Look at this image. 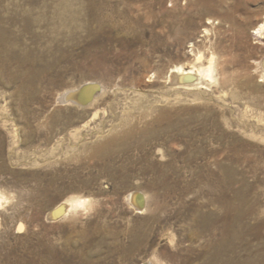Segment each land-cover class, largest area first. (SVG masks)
<instances>
[{"label":"rangeland","instance_id":"1","mask_svg":"<svg viewBox=\"0 0 264 264\" xmlns=\"http://www.w3.org/2000/svg\"><path fill=\"white\" fill-rule=\"evenodd\" d=\"M106 1L119 14L117 22L134 32L115 29L85 39L77 28L74 35L81 39L72 55L50 71L54 83L42 84L25 104L18 82L26 64L13 61L12 84L0 80V116L8 120L7 127L0 122V264H87L90 257H104L111 241L95 224L125 228L143 219L151 229L149 245L131 262L115 254L113 264H181L182 258L202 252L204 244L188 237L193 209L218 211L216 197L227 179L226 198L241 192L244 203L264 218V32L256 29L264 18V0H209L216 9L212 15H200L199 5L181 0V11L173 7L176 19L196 18L188 34L175 27L172 33L161 15L148 26L129 24L128 16L134 20L131 15L147 12L142 0H134L135 11L127 12V0ZM172 4L164 0L165 9ZM76 8L75 0H0L12 52L29 50L35 63L54 61L57 56L41 55L68 47L71 28L62 29V18ZM136 33L142 41L133 38ZM199 54L204 66L213 57L216 82L207 90H173L166 83L170 69L189 68ZM89 84L104 91L94 107L83 109L71 97L60 102L65 93ZM157 109L176 113L172 122L180 121L181 127L144 152L133 147L118 154L113 164L127 166L130 181L111 179L91 158L90 147L112 129L150 122ZM99 131L103 138L95 137ZM145 159L157 169L171 164L167 198L165 189L149 185L159 171L141 173L149 164ZM134 193L142 194L143 214L128 203ZM75 199L85 200L86 208L71 209Z\"/></svg>","mask_w":264,"mask_h":264},{"label":"bare ground","instance_id":"2","mask_svg":"<svg viewBox=\"0 0 264 264\" xmlns=\"http://www.w3.org/2000/svg\"><path fill=\"white\" fill-rule=\"evenodd\" d=\"M133 1L134 0H127L128 7L125 12L132 9ZM180 1L181 0H171V2L173 3L172 5H170L171 9H165L164 0H142V7L143 9L147 10V12L145 14L137 13L135 16L131 15L132 19L134 20H131L127 15L128 23L148 26L147 23L149 20H153L154 18H156L157 20V16L161 15V24L166 21V27H169L172 33H174L173 29L175 27L178 28L181 33L186 32V34H188L190 29L194 27L195 24H197L196 18L194 16L187 15L184 21H179L176 19V14L174 12L173 7H177L179 11H181L182 7L181 5H179ZM183 1L188 4L199 5L201 7V9L198 10L200 11V15H212L216 11L214 4H211L209 0ZM75 2L77 7L76 10L71 12V14L68 12H64V17L62 18L61 23L62 29H64L66 26H69L71 28L70 31L72 37L67 38L68 47L55 48L52 53L43 52L41 55L57 56L52 62H48L46 60L45 62H41V64L35 63V60H30L31 53L29 50L21 52L23 55H16L14 52H12L13 48H10L9 43V41L11 40V33L9 28H6L8 27L9 22L0 17V80L1 83H3L4 85L12 84L16 79L14 76V70L12 69L13 61L20 62L21 66L23 64H26L25 69L22 72V75L20 76L21 79L18 82L20 85L18 92L21 93L19 97L24 102V104L30 101L34 97V95L38 93V90L42 84L54 83L48 77L51 74L50 71L55 70V66L58 62L62 61L65 57L72 55L71 49L73 48V46L75 47V45L81 39V37L74 35V32L77 28H80L84 31L85 39H90L97 35V33H104L106 34V36H108V34L115 29H119L121 32L124 33H128L131 31L134 32L131 26H123L122 23L117 22L119 14L116 11H112V6H110L106 0H75ZM154 9L158 12H155ZM234 9H237V7L232 8V10ZM132 10L135 11V9ZM122 18L125 20L126 23L127 18L125 16H122ZM224 18L226 20L230 19V13L226 14ZM210 23L211 22L209 21L208 24ZM241 27L244 29L243 25ZM256 29L257 33L259 34L264 32V18ZM132 36L135 40L142 41L141 34L137 35L136 33L135 37L134 34ZM202 58L203 57L201 54L197 55L194 62L191 63L189 68H185L181 65L172 67L167 74L166 83L170 84L173 90H207L210 85H213L216 82L215 78L213 77V57L208 59L206 66L200 64ZM89 85H83L84 87L82 86L78 90H73L72 92L65 93L61 97L60 102L65 103L67 101H70H66V99L68 97H71L74 103L77 104L79 107H82L83 109H90L94 107L97 101L99 100L98 98H102L104 91L100 88V91L98 93L93 94L94 96H92V100L88 101L86 94ZM151 107L153 106L151 105ZM133 112H135V110ZM180 114L182 113L180 112ZM95 115L96 113L93 114V117H95ZM148 115L150 116V114ZM174 116H176V113L170 112L166 109H161L157 111L155 117L152 116V120L150 122L142 125L141 127V122H138L139 124L137 123V126H127L126 124L120 130L118 128H115L116 130H110L109 128V137L107 136L108 138H105L103 141L95 142L90 147L91 158L94 161L100 163L102 169L108 173V176H110L111 179L116 180L117 177H119L121 183H128L130 181V176L128 175V167L122 165H118L117 167H115L113 164L115 158L118 156V154L127 152L133 147L140 152H144V150L146 151L150 149L152 145L155 142L159 141L162 137L166 139L170 138L173 132L175 131L176 126H180V121L172 122V120L175 119L173 118ZM0 119V122L3 127H7L8 120L4 117V115H1ZM195 119L196 118H194V120ZM103 133L104 132L99 131L95 134V137L98 135V138H103ZM183 133L185 134V129ZM1 152L2 141L0 137V153ZM145 161L149 164H146L144 168L142 167L140 169L141 173L156 174L157 171H159V175L153 176L151 181L149 182V185H156L165 189V197L167 198L170 195V190H166V172L168 171L167 169H172L171 164L159 165L160 169H157V166H155L151 160L145 159ZM230 171L232 172V170ZM225 181L226 182H221L220 195L216 197L219 206L218 211L209 212L206 210L205 212L202 211L200 207L193 209L194 211L192 214V227H189L190 230L188 231V237L191 239L201 240L204 244L202 247L199 246L202 248V252H199L197 255L194 256H189L188 258H182L181 264H264V218H260L259 215H256L255 207L253 204L247 205L246 203H244L245 198L241 192L233 191L232 198H226L227 189L231 188V185L229 184L230 179H227ZM127 200L128 203L134 208L137 214H143L144 208H142V194H130L129 197H127ZM85 204V200L75 199L70 204V208L73 210H79L80 208H86L87 205L85 206ZM61 208L65 209V206H61L60 210ZM147 223L148 219H143L137 221V225L135 223L133 226H126L125 228H120L118 225H113L110 228H107V226L102 227L95 224L94 229L99 228L101 229V231L105 230V232H108L107 236L111 241L107 243V245H105L106 242L104 243L107 252L104 257H90L88 260L86 259V263L113 264L111 258L115 254H119L123 261L131 262L137 252L143 250L149 245L151 239V229L150 227H148L149 225ZM82 236L83 238H86L87 234L85 232H81V237ZM58 263L61 262L58 261Z\"/></svg>","mask_w":264,"mask_h":264},{"label":"water","instance_id":"3","mask_svg":"<svg viewBox=\"0 0 264 264\" xmlns=\"http://www.w3.org/2000/svg\"><path fill=\"white\" fill-rule=\"evenodd\" d=\"M100 91V85L99 84H91L89 85L87 89V100L91 101L93 94L98 93Z\"/></svg>","mask_w":264,"mask_h":264}]
</instances>
